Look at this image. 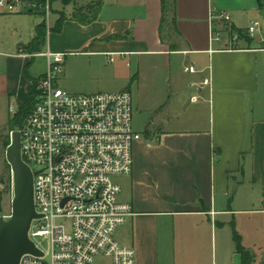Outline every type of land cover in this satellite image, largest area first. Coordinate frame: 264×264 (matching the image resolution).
Here are the masks:
<instances>
[{"label": "crops", "instance_id": "1", "mask_svg": "<svg viewBox=\"0 0 264 264\" xmlns=\"http://www.w3.org/2000/svg\"><path fill=\"white\" fill-rule=\"evenodd\" d=\"M89 4L95 7L83 17L93 10L97 16L84 24L74 14ZM211 9L228 11L239 31L264 22L258 0H176V29L171 23L161 34L162 0L53 2L48 49L68 53L58 85L82 93L120 89L100 77L95 83L87 67L118 58L134 64L130 76L146 117L134 126L142 139L134 145L132 173L114 178L122 185L119 200L134 209L117 238L135 247L137 264H242L235 231L252 264H264V43L212 42ZM36 14L26 35L20 27L11 31L17 51H0L13 58L0 73V96L20 101V108L33 90L25 67L37 80L47 72L35 73L31 59L44 51H26L44 20ZM191 65L197 72L186 70Z\"/></svg>", "mask_w": 264, "mask_h": 264}, {"label": "built area", "instance_id": "2", "mask_svg": "<svg viewBox=\"0 0 264 264\" xmlns=\"http://www.w3.org/2000/svg\"><path fill=\"white\" fill-rule=\"evenodd\" d=\"M53 2L0 0V15L35 12L47 25ZM244 33L264 43L260 21ZM210 36L227 48L243 38L230 13L215 9L210 10ZM36 55L46 57L47 72L37 80L35 105L21 125L13 126L10 144L17 132L22 159L34 175V204L41 217L32 221L29 238L42 255L26 253L20 264H98V256L106 264H137L135 247L117 238L134 209L119 200L122 185L114 178L132 173L134 145L142 139L134 127L132 93L69 92L57 81L68 53L48 49ZM186 70L197 72L194 65Z\"/></svg>", "mask_w": 264, "mask_h": 264}, {"label": "rangeland", "instance_id": "3", "mask_svg": "<svg viewBox=\"0 0 264 264\" xmlns=\"http://www.w3.org/2000/svg\"><path fill=\"white\" fill-rule=\"evenodd\" d=\"M58 5V3H57ZM10 15V16H8ZM35 17H39L38 14H30L27 12L22 13H12V14H1L0 15V51L1 52H15L17 51V48L15 45V39L11 34V31L15 27H20L23 34H27L30 32L32 20L35 19ZM54 14L52 13L49 16V20L47 21V25H51L54 23ZM262 24L263 21H260ZM48 29V28H47ZM56 33V32H51ZM50 35H47L46 42L44 46L42 47L43 51L48 50V37ZM50 39V37H49ZM14 46V47H13ZM52 50V49H51ZM13 59L11 57H7L4 54L0 56V73L3 71H6L9 66V60ZM31 59L33 61L32 65H34L33 70L35 73H41L44 72L47 68V59L44 56L41 55H33L31 56ZM116 63H111L108 60L104 62V64L101 66V69H98V63L95 68H89L87 67V72L91 75H93V79L95 80V83H98V77L102 78L103 82L110 83V84H116V85H123L120 89H108L107 91H118L122 90L125 86H132L133 92V114H134V126H137L140 128V126L144 122V118L146 115L143 111L140 110V104L138 103L139 100L137 99L138 96L134 93V76H130V71L133 66L128 67L125 62H123L122 59ZM87 64H89L88 61H86ZM119 64V67L115 71L113 70L114 66ZM95 66V65H92ZM60 75V74H59ZM60 80V79H59ZM2 85V82L0 81V87ZM59 86L65 89V87L62 86V84L59 82ZM72 93H82V92H74L70 91L68 89H65ZM96 92V91H92ZM20 101L16 100L15 98H12L10 96L1 97L0 96V217L7 216L12 213V197H13V173L10 164L7 161L6 158V150L7 147L11 143V130L17 122H19L22 114L23 109H20L21 104ZM138 104L139 110L136 109V105ZM138 124V125H137ZM107 260L104 259L101 256H98L96 258V263L98 264H106Z\"/></svg>", "mask_w": 264, "mask_h": 264}, {"label": "water", "instance_id": "4", "mask_svg": "<svg viewBox=\"0 0 264 264\" xmlns=\"http://www.w3.org/2000/svg\"><path fill=\"white\" fill-rule=\"evenodd\" d=\"M19 145V134L16 132L13 143L6 150L14 185L11 217H0V264H20L21 257L26 253L42 255L29 238L32 221L41 215L34 204V175L23 161Z\"/></svg>", "mask_w": 264, "mask_h": 264}, {"label": "trees", "instance_id": "5", "mask_svg": "<svg viewBox=\"0 0 264 264\" xmlns=\"http://www.w3.org/2000/svg\"><path fill=\"white\" fill-rule=\"evenodd\" d=\"M64 5H67V4H70L72 2H74L75 0H60ZM258 3H259V6H260V9L262 11H264V0H258ZM96 5H98V11H99V8L101 7V3L98 1V3H96ZM95 5L93 4H89L87 5L86 7L84 8H81V9H78V11L74 14V17L84 23V24H87L89 22H91L92 20H94L96 18V13L97 11L93 10L94 11V14L91 18H84L83 16H85V12H89L90 9H94ZM175 8H176V0H162V22H161V26H160V32L161 34L163 33V28L165 26H170L171 23H172V26L175 27L176 23V16H175ZM80 11V12H79ZM170 12L173 13V19H172V22L170 21ZM65 21V16L63 15L58 23L56 24L55 28H54V31L56 32H60L62 30V27H63V23ZM176 29V27H175ZM242 32V35L243 37L245 38H248V40H254V38H251L249 36H247L244 31H241ZM47 34H48V29H47V25H46V22L45 20L42 21V23H40L38 26H37V29H36V35L35 37L30 41V43L27 45V49L26 51L29 52V53H35V52H40L41 49H42V46L45 44L46 42V38H47ZM128 35H130L129 33L127 34H122V35H116L115 38H127L129 37ZM25 75L27 76V78H29V80L32 81V84H33V90H32V93L29 97V99L27 100V102L21 107L23 109V114L19 120V122H17L16 124H14V126H18V125H21V122H22V118H23V115L30 109L32 108L34 105H35V86H36V83H37V79L35 78H32L29 74V65H27L25 67ZM20 108V109H21ZM145 137L146 138H152L150 137L149 135V131H146L145 132ZM155 138L156 142H159L160 140V137H153ZM234 238L236 240V244H237V249L238 251L242 254V258H243V261H242V264H252V256L250 254V252L244 248V246L242 245L241 243V237L239 234L236 233V231L234 232Z\"/></svg>", "mask_w": 264, "mask_h": 264}]
</instances>
